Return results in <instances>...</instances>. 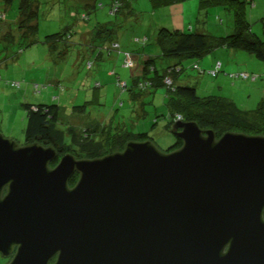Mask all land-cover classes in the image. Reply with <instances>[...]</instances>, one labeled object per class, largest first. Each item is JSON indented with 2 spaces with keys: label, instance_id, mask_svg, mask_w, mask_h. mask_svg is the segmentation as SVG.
I'll use <instances>...</instances> for the list:
<instances>
[{
  "label": "water",
  "instance_id": "water-1",
  "mask_svg": "<svg viewBox=\"0 0 264 264\" xmlns=\"http://www.w3.org/2000/svg\"><path fill=\"white\" fill-rule=\"evenodd\" d=\"M172 133L170 152L130 141L55 169V147L0 135V224L20 246L10 264H264V136L218 139L184 121Z\"/></svg>",
  "mask_w": 264,
  "mask_h": 264
},
{
  "label": "rangeland",
  "instance_id": "rangeland-1",
  "mask_svg": "<svg viewBox=\"0 0 264 264\" xmlns=\"http://www.w3.org/2000/svg\"><path fill=\"white\" fill-rule=\"evenodd\" d=\"M37 1L38 19L33 23L37 28L21 33L20 0L8 5L0 2L4 17L0 22L6 25L0 29V135L25 146V105L43 104L59 107L61 131L74 129L82 135L98 127L100 133L93 134L96 140L109 132L120 136L147 133L162 151L174 146L176 136L168 127L174 118L166 103V88L140 94L138 89L123 91L120 84L132 86L143 75L144 63L159 55L155 42L160 29L226 36L234 32L233 13L224 6L203 8L201 0H118V13H112L114 0ZM242 1L247 3L252 32L264 39V0ZM69 29L71 35L63 39L51 37ZM243 53L246 59L219 48L199 60H184L179 83L196 88L200 96L229 98L240 108L254 111L264 101V62ZM118 56L123 57L120 63H116ZM125 56H130L131 67L125 66ZM209 61L213 70L219 62L222 71L233 70L229 74L243 72L261 78L251 82L212 76L204 65ZM236 61L241 64L239 70ZM195 64L199 68L194 69ZM117 147L104 145L106 151L116 152ZM76 155L86 159L80 148Z\"/></svg>",
  "mask_w": 264,
  "mask_h": 264
},
{
  "label": "trees",
  "instance_id": "trees-1",
  "mask_svg": "<svg viewBox=\"0 0 264 264\" xmlns=\"http://www.w3.org/2000/svg\"><path fill=\"white\" fill-rule=\"evenodd\" d=\"M13 1L15 0H0L7 5ZM117 1L114 0L113 4ZM200 4L203 8L224 6L232 12L234 32L226 36H213L206 33H184L160 29L155 42L159 55L148 59L143 66V75L134 80L132 86L126 83L122 90L138 89L139 92H136L142 94L150 89L166 88V103L172 111L174 121L181 117L184 122H196L204 131L213 130L218 139L227 132L264 136V101H261L256 110L249 111L240 108L232 99L216 95L200 96L196 88L179 83L177 76L184 71V66L181 65L184 60H199L207 53L219 48L239 50L264 62V39L252 32L246 17V2L242 0H201ZM19 11L20 33L25 29L27 32L36 29L37 23L35 25L33 23L38 19V1L20 0ZM2 19L4 17L0 16V20ZM65 35H71V29L66 30L65 34L57 33L51 37L63 39ZM214 71H216L215 75L211 74V70L208 73L217 76L221 72V67ZM201 72L206 73L205 70ZM227 75L229 77L230 74ZM168 79L171 81L170 85L166 83ZM14 86L19 87L20 84L14 83ZM25 108L27 113L26 145L38 142L44 146H53L59 153L58 161L68 153L81 158L82 156L76 155L79 148L86 154L84 156L86 159H94L115 153L111 148L110 152L106 151L104 149L106 144L118 146L115 151L119 152L123 151L130 141L152 140L147 133L137 135L127 133L120 136L119 133L110 134V132L102 140H96L93 134L100 133L98 127L93 130L86 129L82 135H78L74 129L68 132L59 130L57 127L58 106L27 104ZM174 121L168 125L170 131L173 129ZM104 133L105 129L102 135ZM181 146L182 140L176 139L174 146L165 152L173 151Z\"/></svg>",
  "mask_w": 264,
  "mask_h": 264
},
{
  "label": "flooded vegetation",
  "instance_id": "flooded-vegetation-1",
  "mask_svg": "<svg viewBox=\"0 0 264 264\" xmlns=\"http://www.w3.org/2000/svg\"><path fill=\"white\" fill-rule=\"evenodd\" d=\"M77 159H80V158H77ZM59 162L60 160L51 162L50 169H55L58 166ZM79 178H80V173L78 171H75L74 173H72L68 181L69 187L73 188L78 182ZM3 184H4V187L2 188V192L0 194L1 199L5 198L8 195L9 189H10L9 182H5ZM4 227L5 226L4 225L2 226V223H1L0 224V248L2 249L0 250V264H10L12 260L15 258V256L17 255L20 246H19V243H17L16 241L8 240V237L5 233L7 229H4ZM55 261H56V257L51 260L50 264H54Z\"/></svg>",
  "mask_w": 264,
  "mask_h": 264
},
{
  "label": "built area",
  "instance_id": "built-area-1",
  "mask_svg": "<svg viewBox=\"0 0 264 264\" xmlns=\"http://www.w3.org/2000/svg\"><path fill=\"white\" fill-rule=\"evenodd\" d=\"M120 7H121L120 2H118V1L115 2L113 4L112 13L118 12V10L120 9ZM83 18L86 19L87 17L86 16H83ZM117 47H118V45L115 44L113 48H117ZM125 66H127V67H131L132 66V62H131L130 56H125ZM220 67H221V64L218 63V67L217 68H220ZM196 68H198V65L195 64L194 69H196ZM215 73H216V71H212L211 72L212 75H215ZM229 78H231L232 80H238V79H240V80H245V81L257 82L261 78V76L256 75V74H250V73L240 72L238 74H230L229 75ZM262 80L264 82V78H262ZM166 83L170 85L171 84V81L168 79L166 81ZM120 85H121V87L123 89L126 86V83L120 84ZM176 120L177 121H182L181 120V117H178Z\"/></svg>",
  "mask_w": 264,
  "mask_h": 264
},
{
  "label": "crops",
  "instance_id": "crops-1",
  "mask_svg": "<svg viewBox=\"0 0 264 264\" xmlns=\"http://www.w3.org/2000/svg\"><path fill=\"white\" fill-rule=\"evenodd\" d=\"M5 28L6 27V25L3 23V22H0V29H2V28ZM3 30V29H2ZM1 30V31H2ZM264 32V31H263ZM241 54H239V52H236V51H234V50H232V54L233 55H236V57H242V59H246L247 57L245 56V54L243 53V52H240ZM252 57V56H251ZM233 59H234V57H233ZM251 59V58H250ZM254 59H256V58H254ZM122 60H123V57L121 56H118V59L116 60V63H120V62H122ZM237 62V61H236ZM203 63V62H202ZM238 63V66H239V68H238V70L240 69V63L239 62H237ZM217 64V63H216ZM244 64H246V65H248V64H250V63H248V62H244ZM198 65V64H197ZM209 70H211V71H214L212 68L214 67L213 65H212V62H205V64H204ZM194 67V66H193ZM222 67H223V64L221 65V72H220V74H222L223 76H228L227 74H229L230 72L231 73H234V72H232L233 70H225V71H222ZM215 68V67H214ZM235 71V70H234ZM219 74V75H220ZM218 76V75H217Z\"/></svg>",
  "mask_w": 264,
  "mask_h": 264
}]
</instances>
